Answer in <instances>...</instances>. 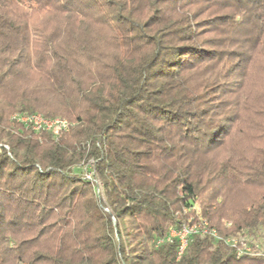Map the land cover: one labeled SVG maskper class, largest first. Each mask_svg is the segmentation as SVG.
<instances>
[{
	"label": "trees",
	"instance_id": "trees-1",
	"mask_svg": "<svg viewBox=\"0 0 264 264\" xmlns=\"http://www.w3.org/2000/svg\"><path fill=\"white\" fill-rule=\"evenodd\" d=\"M263 64L264 0H0V264H264ZM195 204L222 240L155 247Z\"/></svg>",
	"mask_w": 264,
	"mask_h": 264
},
{
	"label": "built area",
	"instance_id": "built-area-1",
	"mask_svg": "<svg viewBox=\"0 0 264 264\" xmlns=\"http://www.w3.org/2000/svg\"><path fill=\"white\" fill-rule=\"evenodd\" d=\"M11 121L34 133H63L68 131L73 125L64 118H47L39 113H14L11 116ZM93 165V160L83 163L81 166V175L93 185L97 196L103 199V187L96 175ZM197 218L198 221L196 223H193L192 220H188V224L184 225L179 230L170 228L164 239H159L155 242V247L163 242H171L176 239L178 242L176 259H178L185 251L188 246L189 237L193 234L209 235L217 240H222L214 229H208L206 221L202 220L200 217ZM223 242L234 250L237 257L249 256L264 258V247L260 246L258 243H250L243 237L226 238L223 239Z\"/></svg>",
	"mask_w": 264,
	"mask_h": 264
},
{
	"label": "rangeland",
	"instance_id": "rangeland-1",
	"mask_svg": "<svg viewBox=\"0 0 264 264\" xmlns=\"http://www.w3.org/2000/svg\"><path fill=\"white\" fill-rule=\"evenodd\" d=\"M18 11L20 13H25V12L28 11V9L26 7L22 6V7H18ZM36 22L38 24H40V23L45 24V20L43 18H38V20ZM263 67H264V64H263ZM259 71H261L260 73H258L259 76H260V79H259V81H257V80L254 81L256 83L255 86H256L257 89H255V86H254V87H249V90H248V91H251V92L252 91L255 92V95H253V97L250 99L249 102L251 104L256 105V106L261 104V103H264V96L260 95V93L264 92V68L262 70H259ZM263 116H264V114H262V116L258 117L259 118L258 119V123H257L259 125L258 127L264 128V117ZM57 117L64 118L68 122L73 124V122L69 121L66 117H63V116H57ZM246 197H247V195H246L244 190L239 191L235 196H232L230 198V201L228 202V205H227L228 209L229 208L235 209V208L241 206L242 203L245 202ZM199 213H200V208H199L198 204H195V206L192 209V213L189 214L188 220H193L194 218H197Z\"/></svg>",
	"mask_w": 264,
	"mask_h": 264
}]
</instances>
